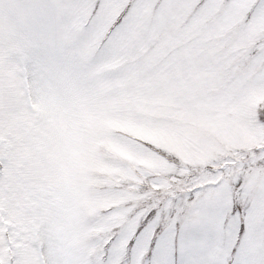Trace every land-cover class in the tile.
I'll use <instances>...</instances> for the list:
<instances>
[{
  "label": "snow or ice",
  "instance_id": "snow-or-ice-1",
  "mask_svg": "<svg viewBox=\"0 0 264 264\" xmlns=\"http://www.w3.org/2000/svg\"><path fill=\"white\" fill-rule=\"evenodd\" d=\"M0 264H264V0H0Z\"/></svg>",
  "mask_w": 264,
  "mask_h": 264
}]
</instances>
